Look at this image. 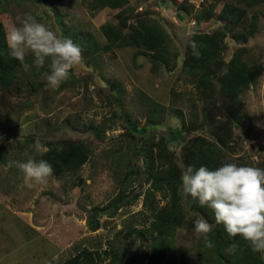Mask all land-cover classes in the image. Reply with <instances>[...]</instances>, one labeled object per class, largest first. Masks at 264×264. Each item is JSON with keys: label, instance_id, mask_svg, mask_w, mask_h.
Here are the masks:
<instances>
[{"label": "rangeland", "instance_id": "1", "mask_svg": "<svg viewBox=\"0 0 264 264\" xmlns=\"http://www.w3.org/2000/svg\"><path fill=\"white\" fill-rule=\"evenodd\" d=\"M128 1L130 22L144 15L170 35L168 69L152 71L148 56L107 44L100 27L115 22L118 10L91 14V0H0L6 31L31 13L83 49V63L70 70L59 88L47 84L50 64L36 67L29 53L16 83L0 92V264H59L84 250L93 254L94 264H149L145 258L153 256L159 236L153 231V215L143 206L151 182L139 153L182 120L198 129L194 137L215 141L222 135L228 142L223 151L227 162L264 168V0ZM227 3L231 12L244 13L237 27L222 16ZM195 35L211 38L208 49L223 67L236 56L239 68L243 65L256 76L239 94V128L226 125L228 110L219 97L209 108V128H202L205 104L218 92V76L201 88L203 76L184 69L186 46ZM251 37L257 39L249 46ZM150 101L159 107H151ZM37 138L45 148L82 142L89 157L76 172L29 186L19 169L8 165L25 162V150ZM179 149L172 146L177 154ZM155 201L163 205L165 195L156 193ZM182 206L188 212L187 200ZM196 219L190 214L176 232L165 264H205L202 237L194 232ZM94 224L98 229L91 231Z\"/></svg>", "mask_w": 264, "mask_h": 264}, {"label": "trees", "instance_id": "2", "mask_svg": "<svg viewBox=\"0 0 264 264\" xmlns=\"http://www.w3.org/2000/svg\"><path fill=\"white\" fill-rule=\"evenodd\" d=\"M128 5V0H91L87 9L91 14L103 8L118 10L115 22H106L100 27L101 34L107 44L112 48L131 47L137 50L138 55L148 56L151 58L152 71H156L161 66L168 69L171 65L169 60L170 35L161 24L149 20L144 15H138L134 21L130 22L131 17L127 13ZM231 7H233L231 4H225L222 16L228 24L237 27L241 23L244 13L240 9L231 12L229 10ZM5 33V27L0 22V92L4 91V93L13 87L18 72L25 66V61H19L10 56ZM192 41H195L198 46L199 56L193 55L190 47ZM210 41L211 38L205 35L192 36L188 40L183 62V67L188 73L203 76L201 88H206L218 76V92L215 97L213 96L212 101L205 104L206 110L203 115L206 123L202 128L210 126L209 122L212 120V116L209 108L215 106L216 97L221 99L222 105L228 110L230 119L226 124L228 128L231 125L239 128L242 125V118L239 117V112L242 110L239 94L248 89L250 84L255 83L256 76L252 72L249 73L243 65L241 70L236 56L226 67H223L221 61L215 60V54L208 49ZM211 60L215 61L210 63ZM172 61H175L174 54ZM214 63L216 69L213 67ZM223 69H225L224 74L219 75ZM245 73L251 77H247ZM150 106L159 107L153 101H150ZM2 108L0 100V115ZM196 130L198 129H190L182 120L180 127L169 131L167 136L160 137L157 143L152 142L150 146L142 148L139 153L145 158V167H147L148 178L151 182L144 194L143 206L153 215V231H156L159 236L153 256L150 258L146 256L145 259L149 264H165L164 258L168 254L169 244L172 243L176 232L186 226L188 218L192 214L197 218L202 216L213 226L209 238L213 241L214 247L206 248L203 238H201L200 253L205 256V264H264L261 254L253 253L247 242L241 237L229 238L223 226L215 223L214 214L209 208L201 207L198 201L192 200L191 197L185 198L182 193L181 175L188 166H192L194 169H198L200 166L214 169L224 163H229L223 152L228 142L224 141L222 135H216L218 139L209 141L192 136V132ZM172 146L180 148L179 154L172 150ZM46 149L47 152L37 159L47 160L53 166V176L56 177L76 172L89 157V150L82 142L52 143ZM30 155H35V153L31 151ZM156 193L165 195V201L161 206L155 201ZM183 199L188 202V212L182 206ZM97 229V224L90 225L91 231ZM164 239H168L167 244ZM231 243L238 244L234 254L227 252ZM114 259H116L115 255ZM82 261L95 263L93 254L84 250L59 264H81ZM109 264L118 263L112 260ZM126 264H132L131 260Z\"/></svg>", "mask_w": 264, "mask_h": 264}, {"label": "clouds", "instance_id": "3", "mask_svg": "<svg viewBox=\"0 0 264 264\" xmlns=\"http://www.w3.org/2000/svg\"><path fill=\"white\" fill-rule=\"evenodd\" d=\"M256 37L248 40L254 45ZM5 40L12 58L24 61L31 53L35 66L50 64L47 84L56 89L69 77L70 70L83 63V49L70 37L58 34L31 13H25L18 25L9 27ZM193 55L199 56L195 41L190 43ZM29 151L35 155H29ZM47 149L39 138L25 150V162L10 161L9 167H16L23 174L29 186L47 184L53 177V166L42 157ZM181 191L185 198L191 197L201 207L209 208L214 214L215 223L223 226L229 238L241 237L253 253L264 258V168L258 166H238L224 163L210 169L188 166L181 175ZM213 230L202 216L194 221V232L201 236L206 248H213L209 238ZM238 244L231 243L227 252L234 254Z\"/></svg>", "mask_w": 264, "mask_h": 264}]
</instances>
